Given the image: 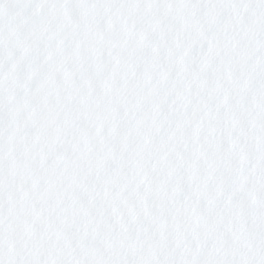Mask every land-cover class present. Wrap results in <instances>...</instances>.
Instances as JSON below:
<instances>
[{
  "label": "snow or ice",
  "instance_id": "1",
  "mask_svg": "<svg viewBox=\"0 0 264 264\" xmlns=\"http://www.w3.org/2000/svg\"><path fill=\"white\" fill-rule=\"evenodd\" d=\"M0 264H264V0H0Z\"/></svg>",
  "mask_w": 264,
  "mask_h": 264
}]
</instances>
